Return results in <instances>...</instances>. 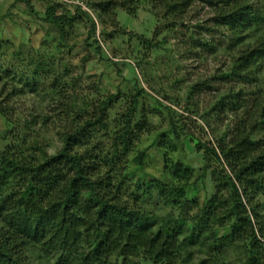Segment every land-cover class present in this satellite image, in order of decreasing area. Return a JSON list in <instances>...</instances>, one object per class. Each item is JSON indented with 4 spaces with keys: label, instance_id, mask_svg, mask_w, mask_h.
I'll return each mask as SVG.
<instances>
[{
    "label": "trees",
    "instance_id": "1",
    "mask_svg": "<svg viewBox=\"0 0 264 264\" xmlns=\"http://www.w3.org/2000/svg\"><path fill=\"white\" fill-rule=\"evenodd\" d=\"M40 1L46 53L0 39V264H264V0ZM21 2L39 16L31 0L14 1L8 16ZM142 7L157 21L151 40L130 34L142 50L162 49L168 34L200 67L220 62L186 88L189 112L195 97L210 98L200 136L166 106L180 128L172 142L156 139L161 176L146 172L149 153L138 149L156 131L139 113L147 91L104 94L70 61L77 26L100 59L98 34L124 35L119 12L137 17ZM183 136L202 155L199 171L175 158ZM209 174L215 194L201 202L197 183Z\"/></svg>",
    "mask_w": 264,
    "mask_h": 264
},
{
    "label": "rangeland",
    "instance_id": "2",
    "mask_svg": "<svg viewBox=\"0 0 264 264\" xmlns=\"http://www.w3.org/2000/svg\"><path fill=\"white\" fill-rule=\"evenodd\" d=\"M17 0H0V39L11 41L16 47L20 45L26 46L25 49L29 51H38L46 53L49 46H53L52 39H48L47 26L40 19L42 16L43 5L40 0H31V4L39 12V16L31 15L27 11L25 3H17L11 16H8L10 4ZM148 8L142 7L138 12L137 17H131L124 11L119 12L118 21L125 34L117 37L113 41H107L105 37L98 34L99 40L103 47V58H92L89 42L86 43L87 28L84 26H77L76 39L73 41L75 51L71 53L70 61H72L80 70H84L89 77V82L97 83L99 87H103L107 92H118L121 88L130 96L135 92L145 89L147 93L142 95V106L139 113L147 110V120L149 125L156 129L151 135H145L138 146L140 150H146L149 153L147 161L146 172L152 175L161 176L164 166V158L155 149L156 139L164 137L171 142L174 141V128H180L178 124L173 123L174 116L166 107H170L173 111L185 114L194 122L189 123L188 130H191L197 136L199 135L200 125L205 123L202 113L207 103H210V98L202 97L200 102L195 97L197 106L191 112L187 111L188 104L186 101V88L190 79L196 80L199 76L211 73L212 70L220 62L213 59H208L200 67V62L193 60L195 57L191 56L186 51V45L179 37L162 35L159 40H170L169 43L163 44L162 49H155L153 46H145L144 50L137 46L136 40L131 38L130 34H140L150 40L153 39V33L157 26V21L154 14L148 11ZM49 31V30H48ZM183 39L187 42V30ZM182 37V33H178ZM218 40V39H217ZM158 41V40H156ZM92 42V41H91ZM158 50V51H157ZM147 52V58L142 63V56ZM90 54V55H89ZM183 54V55H182ZM186 55L188 58H186ZM221 61L226 59L222 57V52L219 53ZM86 58H89L86 61ZM114 66V63H117ZM140 63V64H139ZM129 64V65H128ZM202 69V70H197ZM207 69H209L207 71ZM191 74V75H190ZM205 77V76H204ZM139 81H137V79ZM139 83V84H138ZM31 98V97H29ZM129 99L128 101H130ZM34 105L37 104L38 110L41 109V104L31 98ZM31 101L26 99L25 108H30ZM161 103V104H160ZM144 105V106H143ZM20 106L21 109V105ZM45 108V106H43ZM143 107L145 109H143ZM198 108V110H197ZM199 111V114H194ZM201 114V115H200ZM140 115L138 116L139 120ZM8 127L5 120L0 117V150L7 146L4 141ZM209 134L210 133V130ZM264 136V134H262ZM56 133L54 127L50 129L47 134L46 141L50 142V150L55 149ZM51 140H53L51 142ZM205 140V138H204ZM208 140V139H206ZM182 145H178V152L175 158H180L185 163L195 168L197 171L204 166L202 155L197 153L192 139L183 136ZM172 158V156L170 155ZM141 172H137L136 177L140 176ZM200 173H197V178ZM197 189L199 192L198 199L203 202L207 198H211L215 194L212 179L210 174L203 181L198 180ZM264 201V199H263ZM236 258L231 256V261Z\"/></svg>",
    "mask_w": 264,
    "mask_h": 264
},
{
    "label": "built area",
    "instance_id": "3",
    "mask_svg": "<svg viewBox=\"0 0 264 264\" xmlns=\"http://www.w3.org/2000/svg\"><path fill=\"white\" fill-rule=\"evenodd\" d=\"M62 1H64V2H73V1H69V0H62ZM73 3H78V1H75V2H73Z\"/></svg>",
    "mask_w": 264,
    "mask_h": 264
}]
</instances>
